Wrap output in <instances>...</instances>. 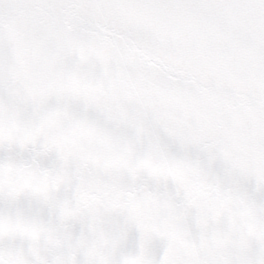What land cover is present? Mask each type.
<instances>
[{"label": "snow or ice", "instance_id": "1", "mask_svg": "<svg viewBox=\"0 0 264 264\" xmlns=\"http://www.w3.org/2000/svg\"><path fill=\"white\" fill-rule=\"evenodd\" d=\"M0 264H264V0H0Z\"/></svg>", "mask_w": 264, "mask_h": 264}]
</instances>
